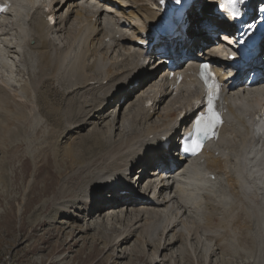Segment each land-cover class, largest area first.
Instances as JSON below:
<instances>
[{"label":"bare ground","instance_id":"obj_1","mask_svg":"<svg viewBox=\"0 0 264 264\" xmlns=\"http://www.w3.org/2000/svg\"><path fill=\"white\" fill-rule=\"evenodd\" d=\"M106 1L123 14L132 29L130 35L115 29L116 23L110 21L114 19L112 8L96 0H15L11 12L0 16V135L5 133L3 126L8 121L19 124L7 128L6 134L17 135L36 130L23 124L45 118L47 137L58 134L73 140L68 147L49 141L47 146L57 166L62 169L63 160L68 158L73 165L62 176L53 196V181L48 185L50 177L45 176L44 185L39 186L40 168L36 169L30 183L33 186L29 185V193L34 192V196L27 195L23 219L34 207L31 203L35 199L40 202L41 197H50L40 202L38 213L47 210V221L57 215L68 219L59 221L60 226L54 224L55 220L48 225L43 219L48 232L56 228L48 245L62 235L66 240L70 237L67 245L80 234L79 240L91 242L89 259L99 250L102 254L107 247L116 250L122 245L113 262L138 256L141 248L129 242L146 224L143 232L147 238L158 240L156 246L166 256L172 254L170 264H264V136L256 138L249 123L253 113L264 105L263 85L231 86L233 68L226 56L219 58L211 50L207 57L214 59L230 90L225 107L231 117L221 138L211 146L205 160L187 161L180 170L168 173L158 174L157 167L149 171L155 159L167 152L161 144L177 131L179 114L185 112L181 123L190 120L188 115L202 98V87L194 79L190 60L180 69L185 81L175 85L167 78L166 64L146 50L151 48L149 27L160 19L161 0ZM201 1H194L189 16L194 20L203 14L206 22L213 17L212 4L211 0L204 4ZM49 13L57 17L55 23L46 20ZM191 33L196 32L191 29ZM191 33L188 29L187 34ZM197 39L190 40L188 46H196ZM222 41L221 45L226 46ZM150 57L156 60L149 70ZM17 72L23 73V78H16ZM121 101L120 107L116 106ZM148 101L152 103L146 106ZM54 148L59 150L55 154ZM0 169L1 180L8 185L5 179L10 170L3 166ZM130 170H136L135 179L127 178ZM208 172L215 177L209 178ZM18 175L15 172L12 178ZM121 178L124 183L117 188ZM73 184L79 186L73 188ZM37 185L38 198L33 191ZM103 186L113 190L106 202L91 208L89 217L74 214L98 198ZM63 193L61 201L56 199ZM142 199L152 203L143 205ZM7 204L5 213L0 214L3 219L13 210L12 201ZM79 217L84 223H73L67 231L63 225ZM31 226L34 233L36 223ZM24 228L21 225V234L5 227L1 241H27L30 237ZM91 229L95 234L89 237ZM117 230L114 240L108 241ZM187 249L190 258L185 257ZM105 254L96 263L110 261ZM149 259V264H165L166 260L159 258L156 248Z\"/></svg>","mask_w":264,"mask_h":264},{"label":"rangeland","instance_id":"obj_2","mask_svg":"<svg viewBox=\"0 0 264 264\" xmlns=\"http://www.w3.org/2000/svg\"><path fill=\"white\" fill-rule=\"evenodd\" d=\"M206 1L207 0H202L201 2H203V4H204V2H206ZM155 60L156 59H154V58H151V57L149 58V63L147 64V69H149V70L151 69L150 67L153 65ZM18 73L19 72H17L16 78H23V73H20V74H18ZM114 101H115V99H114ZM121 103H122V101L117 106L120 107ZM112 104L113 103H111L109 105L112 106ZM110 108H114V106H112ZM27 109H30V107H28ZM122 110L123 109L121 108V111ZM10 122H12V123H10ZM14 122L15 121H13V120L8 121L3 126V128H5V130L3 132H5V133H3V135L1 133L2 137L0 135V167L3 166L6 168H9V170H10L9 175H7L8 177H6L7 179H5L9 182L8 185H6V182H3L1 180L3 170L0 169V176H1L0 177V214L5 213V211L7 210L8 201H12V205H13V210L11 212V215L9 214V216L4 218V219H3V216L0 217V234H2V233L4 234V229L7 226H9L13 231H15V233H17V232L20 233L21 232L20 231L21 225H25V228L23 230L28 234V235L26 234L27 237H30V238H28L27 241H23V242L18 241V238L16 239V241H12L11 239H9V240L5 239V240L1 241L2 240V236H1L0 237V264H47V263L48 264H117V263L121 264L120 261L122 263H125V264H130V263L131 264H149L150 263V259H149L150 254L152 253L154 248H156L158 250L159 258L166 259V260H164L165 264H170L172 254L166 256L164 254L165 251L162 250V248H157L156 243H158V240H156L155 242L154 241L151 242V239L149 240L147 238L148 235L143 232L144 226L146 224L144 226L140 227L136 231V234L133 236V238L129 242L130 245H132V244L136 245V243H137V247L141 248V251H140L141 253H139L138 256L135 255V256H129L128 258L118 259V260H116L117 263L113 262L114 259H116L115 254L116 253L120 254L121 249L124 245H122L121 247H117L116 250H113L114 248L109 249L107 247L102 254L106 253L105 255H107L108 257L111 258L110 261L106 262L103 260V261H99L98 263H96L98 261L99 256H102V254H98L100 250L97 251L96 253H94L92 258L89 259V257H87V255L90 253L91 242H90V240H87V239H85V240L88 243H84V240H79L78 238H80V234H77V231H75V234H77L78 236H76V238H74L69 244L66 245V242L70 241V239H69L70 237H68V239L66 240V238H67L66 235L61 234L62 236L56 237L55 240L53 239L52 245L49 246L47 240L51 239L52 234H54L53 232H55L53 230H55L56 228L52 229V231L48 232L49 228L48 227L45 228L43 226V223H44L43 219H46L47 215H49V214H48V212H46L47 210H43V212H41L39 214L38 213L39 210L37 208L40 205V202H43L46 198L49 199L50 197H41L40 202L37 199H35L33 201V203H31L32 205L34 204V207L31 210H29L26 213V215L24 214L25 215L24 219H23V215H22V210L25 209L24 207H25L26 202H27V195L29 194V195L34 196V194H33L34 192L29 193V191H31L29 189V185H31L30 183H32V179H33L32 174H34L36 172V169L38 167L40 168V172L37 173V174H40L38 176L39 177V182H38L39 186L42 187L44 185L43 180H44L45 176L49 175V177H50V178H47V180H49L48 185H50V183H52V181H53L54 193H52L51 196H53V194H55L57 192V190H58L57 185H58V183H60L62 181V176H65L72 168L73 161L69 158L67 160H63L64 166L62 169H61V166L60 167L57 166L58 162L53 160L54 155L51 152L49 146H47L49 144V141L53 142L57 145L62 143L61 145L63 147H66V146L68 147L70 145V143L73 142V140L72 139L66 140L64 138L62 139V138L58 137V134L55 135L54 137H47L46 132H47L49 126H48L47 121H45V118H42L41 121L27 122V123L23 124L27 129H30V127L32 125V127H34L36 129L35 131H29V132H22L21 131V133H19L17 135L6 134L7 128H10L11 126L14 127V126H17L19 124L18 121H16L15 123ZM41 149L43 150V152ZM62 149L64 151V148H62ZM39 150H40L41 154L39 153ZM53 151L55 154V152H57L59 150L54 148ZM45 152L48 154L47 156H44ZM37 154H38V156L39 155H42V156H40L36 160V158L38 157ZM49 157H50V160H47L48 162L46 163V159H48ZM60 158H58V159H60ZM36 161L38 164L36 163ZM25 166H27V168ZM15 172H18L19 175H18V177L15 176L13 179L12 176L15 174ZM23 174H26V175L23 176ZM55 181H56V183H55ZM38 185L36 186L37 188L34 187V189H33V191L36 190L35 194H36L37 198L39 197V194L37 193V192H39V189H38L39 186ZM31 186H33V185H31ZM78 186L79 185H77V184H73V188H76ZM62 196L64 197V193L62 195H58L56 197V199H59V201H61L62 199H60V198ZM104 201L105 202L107 201L106 196L103 197V192H101V194L98 198L95 197L93 199V201L88 204V206L87 205L84 206L83 210H81V213L74 212V214H78L81 217L82 216L89 217V212H90L89 210L93 207H96L97 204L103 203ZM44 217H46V218H44ZM81 217L71 218L69 221L70 223H68V224L66 223L67 222L66 220L68 219L67 216L57 215L55 218H49L48 221L46 219V221H47L48 225H51V222L53 223L55 220L54 224H56L58 226L61 225V223H58L59 221H66V222H64V224L65 223L66 224L63 226L67 229V231H69L72 229V227L75 223L76 224H83L84 223V220H82ZM32 223H34V224L36 223V227L34 228L35 229L34 233L31 231V230H33L32 226H31ZM69 224H70V226H69ZM117 226L123 227L120 224ZM117 229H118V227H117ZM118 231L119 230L111 233L108 237V241H110V240L112 241V239L114 240V237H116ZM88 232H89V234H88L89 237H90V235L95 234V231L93 229L89 230ZM162 232H163L162 229L161 230L159 229L160 235L162 234ZM22 233H23V231L21 232V234ZM21 234H20V238L22 237ZM39 238H41L40 239L41 241L39 240ZM42 239H43V241H42ZM37 240L39 242H37ZM33 241H34V243L32 246ZM145 242H147V243L145 244ZM154 243H155V245H154ZM180 244H182V243H180ZM99 245L101 247L103 246L102 243H99ZM203 245L206 246L205 247V249H206L207 245H205V244H203ZM58 249H62V250L58 251ZM81 249H83V252L81 251ZM26 251H28V252H26ZM46 252H48L49 254ZM168 253H170V251H168ZM25 254H26V256H25ZM97 254H98V256H97ZM139 255H140V257H139ZM72 256H74V257H72ZM185 257H187V258L191 257L188 249L186 250ZM41 258H42V260H41ZM40 260H41V262H40Z\"/></svg>","mask_w":264,"mask_h":264},{"label":"snow or ice","instance_id":"obj_3","mask_svg":"<svg viewBox=\"0 0 264 264\" xmlns=\"http://www.w3.org/2000/svg\"><path fill=\"white\" fill-rule=\"evenodd\" d=\"M243 0H225V3L220 5L222 8L229 9L232 16H240L241 12L236 8V5L242 3ZM203 68L207 69L208 66L204 65ZM203 75V73H202ZM207 83V79H206ZM218 88V84L209 85L210 95L208 98V112L207 116H201L196 121V128L192 133H189L190 136L194 137H203V139H209L211 136L216 135V127L221 123L219 115L213 109V99L211 93H214ZM185 151L196 152L202 148V140L197 139L195 143L189 142L184 146Z\"/></svg>","mask_w":264,"mask_h":264}]
</instances>
